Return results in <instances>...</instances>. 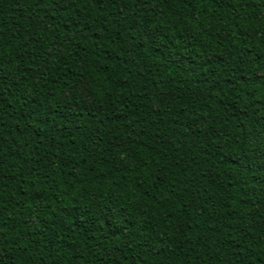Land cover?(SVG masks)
<instances>
[{
  "label": "trees",
  "instance_id": "trees-1",
  "mask_svg": "<svg viewBox=\"0 0 264 264\" xmlns=\"http://www.w3.org/2000/svg\"><path fill=\"white\" fill-rule=\"evenodd\" d=\"M46 2L0 0L5 264H264V0Z\"/></svg>",
  "mask_w": 264,
  "mask_h": 264
},
{
  "label": "snow or ice",
  "instance_id": "snow-or-ice-1",
  "mask_svg": "<svg viewBox=\"0 0 264 264\" xmlns=\"http://www.w3.org/2000/svg\"><path fill=\"white\" fill-rule=\"evenodd\" d=\"M67 2L68 0H47L46 3H43V7L45 9L51 8L54 9L56 11H60L66 8L67 6ZM72 3H74L76 5V7H81V5H86L92 9H95L98 5L101 6L100 7V11L101 14L104 15L103 13V6L106 5H111V7H116V3L117 0H80L79 4H76V0H71ZM175 2V0H174ZM200 2H203V0H200ZM187 6V5H185ZM261 9L264 10V5H260ZM261 27L262 30H264V20H262L261 22ZM3 39L0 38V44H3ZM2 54V53H0ZM264 78V77H262ZM260 100L259 97L254 98V102L258 103ZM0 151H2V149H0ZM0 164H2V161H0ZM264 182V181H262ZM5 193L0 191V204H2V198L4 197ZM147 211V209H145ZM169 212L172 211V209L168 210ZM117 229H119V225L115 226ZM0 233H3V228L0 227ZM123 235L126 238L127 241V247H128V252L124 253V256L127 257L129 255H135L137 260H136V264H142V257L141 254L139 252H134L133 250V244L136 245V247L139 248H143L145 250V252H147V249L149 248H154V244L153 241L151 240H147L144 238V234L140 233L139 236H137L131 229H128L127 226L123 227ZM119 238V237H118ZM3 245V241L0 240V264H5V262L7 260L10 259V256L3 251L2 248ZM104 245H101V247H103ZM10 247V246H9ZM26 247V246H25ZM262 251H264V249H262ZM114 252L118 253L119 252V247H117ZM160 252L159 251H155L154 250V255H159ZM100 255L102 257H104L105 261H108L109 259H111V257L114 255L113 252H109L108 255L106 256L104 252H101ZM112 264H119V258L112 260Z\"/></svg>",
  "mask_w": 264,
  "mask_h": 264
}]
</instances>
